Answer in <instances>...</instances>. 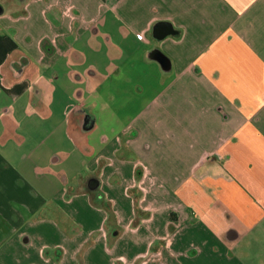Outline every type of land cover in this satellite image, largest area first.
Masks as SVG:
<instances>
[{
  "label": "crops",
  "instance_id": "1",
  "mask_svg": "<svg viewBox=\"0 0 264 264\" xmlns=\"http://www.w3.org/2000/svg\"><path fill=\"white\" fill-rule=\"evenodd\" d=\"M0 264H264V0H0Z\"/></svg>",
  "mask_w": 264,
  "mask_h": 264
},
{
  "label": "water",
  "instance_id": "2",
  "mask_svg": "<svg viewBox=\"0 0 264 264\" xmlns=\"http://www.w3.org/2000/svg\"><path fill=\"white\" fill-rule=\"evenodd\" d=\"M171 31V27L168 25H158L154 28V36L157 39H162ZM90 189H95L98 186V181L91 179L88 184Z\"/></svg>",
  "mask_w": 264,
  "mask_h": 264
},
{
  "label": "rangeland",
  "instance_id": "3",
  "mask_svg": "<svg viewBox=\"0 0 264 264\" xmlns=\"http://www.w3.org/2000/svg\"><path fill=\"white\" fill-rule=\"evenodd\" d=\"M216 159H215V157L213 156H208L207 158H205L203 161H206V163L207 164H210V163H213L214 161H215ZM224 161V160H223ZM223 161H221V160H219V162H223ZM222 164V163H221ZM139 171V170H138ZM204 178V177H203ZM205 178H206V176H205ZM146 215V214H145Z\"/></svg>",
  "mask_w": 264,
  "mask_h": 264
}]
</instances>
